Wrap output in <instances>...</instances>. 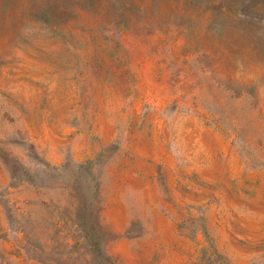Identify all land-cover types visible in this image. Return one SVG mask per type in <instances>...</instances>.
<instances>
[{"label": "rangeland", "instance_id": "374dc122", "mask_svg": "<svg viewBox=\"0 0 264 264\" xmlns=\"http://www.w3.org/2000/svg\"><path fill=\"white\" fill-rule=\"evenodd\" d=\"M0 264H264V0H0Z\"/></svg>", "mask_w": 264, "mask_h": 264}]
</instances>
